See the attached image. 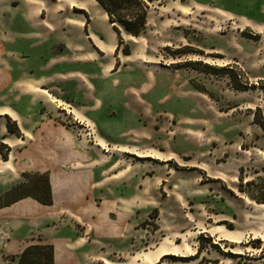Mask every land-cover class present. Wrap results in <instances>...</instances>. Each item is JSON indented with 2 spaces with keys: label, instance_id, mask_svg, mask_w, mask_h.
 <instances>
[{
  "label": "rangeland",
  "instance_id": "rangeland-1",
  "mask_svg": "<svg viewBox=\"0 0 264 264\" xmlns=\"http://www.w3.org/2000/svg\"><path fill=\"white\" fill-rule=\"evenodd\" d=\"M22 1L0 0V132L8 116L19 130L51 117L102 153L118 149V165L148 176L149 193L161 198L149 204L151 234L136 244L140 254L164 248L154 264H264V0H143V34L119 28L123 44L113 31L112 56L82 64L89 75L77 93L85 98L60 86L77 78L55 75L70 59L55 36L70 35L64 20L86 25L89 16L75 8L58 15L59 0H26V9ZM32 22L45 27L31 35L44 43L34 50ZM74 100L110 106L95 124L76 114ZM9 136L1 160L12 154ZM11 256L0 247V264H15Z\"/></svg>",
  "mask_w": 264,
  "mask_h": 264
},
{
  "label": "crops",
  "instance_id": "crops-1",
  "mask_svg": "<svg viewBox=\"0 0 264 264\" xmlns=\"http://www.w3.org/2000/svg\"><path fill=\"white\" fill-rule=\"evenodd\" d=\"M59 1L54 8L58 15L66 14L68 17L78 9L89 16L86 25L81 17L64 20L60 26L63 24L70 35L55 36L66 48V53L60 57L70 58L65 63L68 65H63V72L55 75L77 78L60 81V86L69 87L70 95L85 98L83 92L80 95L77 93L81 92L77 83L79 85L80 80L89 75L83 68L84 63L97 64L100 62L97 58H101V55L112 56L117 38L108 17L93 0ZM22 4L24 8L29 6L26 0ZM31 27L34 33L25 39H29L30 48L34 50L44 43H36L31 35L43 33L44 30L40 31V28L45 27L37 22H32ZM70 61L74 63L69 64ZM75 85L76 90L73 88ZM97 103L98 100L91 104L87 102V105L74 100L71 105L80 118L98 124L97 120L104 117L110 105ZM13 120L16 121L15 118ZM20 130V138L8 133L6 127L0 132V143L5 144L9 140L6 137L8 134L12 142L9 145L11 156L7 161L0 159V197L22 184L24 175H45L49 180L52 203L43 205L26 197L0 207V247L5 256H16L31 244L52 245L53 264H154L165 254L162 246L140 254L145 249L136 244L151 234L145 224L150 216L149 204L156 203L159 207L161 198L157 190L153 191V195L149 193L148 176L128 172V169L118 165V149L102 153L101 149L95 148L97 146L79 138L78 130L51 117L40 119L38 124L36 120L24 124ZM5 133L7 135L4 137ZM157 178L159 188L164 178ZM120 184H128L132 193L129 191V195H118L115 187ZM157 216L158 227L154 233L162 230L160 222L164 215ZM144 224L145 227L142 226ZM62 229L67 230L65 234L58 232ZM136 247L141 250H134ZM105 251L116 259L108 260ZM119 259L120 262L116 263Z\"/></svg>",
  "mask_w": 264,
  "mask_h": 264
},
{
  "label": "trees",
  "instance_id": "trees-1",
  "mask_svg": "<svg viewBox=\"0 0 264 264\" xmlns=\"http://www.w3.org/2000/svg\"><path fill=\"white\" fill-rule=\"evenodd\" d=\"M108 17L118 37V45L123 44L119 28L128 35L138 38L145 29L148 6L143 0H94ZM123 54L129 55L128 49H122ZM7 118L6 129L8 133L20 138L21 133L16 123ZM1 150V147H0ZM7 160V156H3ZM24 181L0 197V207L8 206L16 201L31 197L43 205H50L51 192L47 176L24 175ZM54 249L49 244H32L16 255L8 257L9 262L15 264H53Z\"/></svg>",
  "mask_w": 264,
  "mask_h": 264
}]
</instances>
